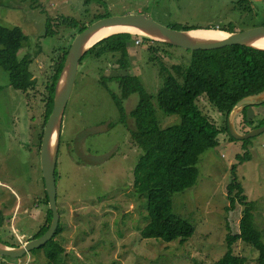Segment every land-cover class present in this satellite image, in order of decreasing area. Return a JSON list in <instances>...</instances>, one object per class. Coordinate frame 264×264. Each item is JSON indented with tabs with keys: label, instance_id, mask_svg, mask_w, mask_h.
Returning a JSON list of instances; mask_svg holds the SVG:
<instances>
[{
	"label": "rangeland",
	"instance_id": "374dc122",
	"mask_svg": "<svg viewBox=\"0 0 264 264\" xmlns=\"http://www.w3.org/2000/svg\"><path fill=\"white\" fill-rule=\"evenodd\" d=\"M238 0H0V25L19 27L29 38L22 50L33 62L30 71L36 87L24 94L8 86L7 73L0 68V181L17 197L8 228L19 232L15 243L30 241L47 218L42 167L37 137L44 130L46 85L59 56L71 44L77 29L63 24L75 20L89 24L95 16L107 18L144 15L176 29H249L264 24V1L253 4V14L236 11ZM47 18L55 36L45 37ZM129 45L130 68H111L115 59L86 57L78 66L72 94L65 110L58 158L57 203L66 255L63 264H212L226 252L225 237L239 233L244 206L229 207L226 187L237 167L239 182L249 201L255 203V221L264 239V133L244 141L218 135V147L201 157L197 185L173 195L174 214L191 222V241L166 244L148 239L141 230L147 224L145 201L134 194V169L141 151L131 140L132 119L120 122L107 88L120 96L121 83L137 92L156 95L163 85L162 67L188 64L190 50L154 44L148 49L139 39ZM163 65V66H162ZM119 77L121 83L112 78ZM104 81L106 84H103ZM107 88H106V87ZM139 93L124 101L126 113L138 105ZM204 116L217 127L231 121L245 134L264 126V105L243 101L226 119L205 96L197 100ZM247 108V109H246ZM246 111L244 112V110ZM159 124H179V115H166L157 108ZM14 134L16 142H12ZM250 153V161L238 158ZM38 156V157H37ZM24 236H22V235ZM4 238V237H3ZM237 256L252 262L258 253L250 246H234ZM47 264L44 253L19 259L0 257V264Z\"/></svg>",
	"mask_w": 264,
	"mask_h": 264
},
{
	"label": "trees",
	"instance_id": "16d2710c",
	"mask_svg": "<svg viewBox=\"0 0 264 264\" xmlns=\"http://www.w3.org/2000/svg\"><path fill=\"white\" fill-rule=\"evenodd\" d=\"M31 1L36 2V0ZM235 9L241 14H252L254 11L250 0H238ZM106 18L104 15L95 16L89 24ZM53 22L51 18H47L45 37L55 36ZM63 24L77 29L76 35L87 26L75 20H65ZM217 30L235 31L227 28ZM28 39L21 28L0 25V68L7 73L8 86L24 94L36 87V80L30 71L33 60L22 50ZM139 39L142 44L148 45L150 52L154 44H164L140 34H114L89 48L79 65L90 56L103 60L115 59L111 65L112 69L127 70L131 65L129 45L136 44ZM70 45L55 62L53 74L46 85L44 127L53 109L55 87ZM190 52L191 58L187 65L176 64L170 68L162 65L164 82L156 95L143 90L137 92L126 83H121L119 77L110 80L121 83L120 96L105 86L120 111V122L128 125L130 118L134 123V127L130 129L131 140L139 148L141 155L134 169L133 191L145 201L147 210V224L141 230L144 241L155 239L166 244L179 242L180 245L191 241L195 227L188 220L174 214L173 195L193 189L197 185L201 157L218 147L219 134L226 132L229 139L236 141L229 135L227 120L224 127H217L200 111L197 100L205 96L227 119L234 108L248 97L264 94V50L234 45L210 50H190ZM102 83L106 84L104 81ZM134 93H139L138 105L130 113H126L124 101ZM261 104L264 105V101ZM157 108L166 115H179L180 123L162 128L159 124ZM42 136L43 132L38 136L39 143L42 141ZM248 142L249 140L243 142L246 149L249 147ZM249 161V152L238 158L239 165ZM231 177V183L226 187L231 204L226 210L235 208L237 204L244 206L240 230L237 234L229 232L226 235V252L222 258L212 264H264V239L255 221V203L249 201L245 194V189L237 176L236 166L232 169ZM46 198L48 201V197ZM47 212V225L32 239L42 236L49 229L52 212L50 209ZM64 231V227L60 225L51 242L42 249L32 250L30 254L37 255L43 252L47 264H63L66 255ZM238 243L250 246L258 253V258L249 262L248 259L237 256L234 246ZM6 246L19 247L17 243Z\"/></svg>",
	"mask_w": 264,
	"mask_h": 264
},
{
	"label": "water",
	"instance_id": "95a60500",
	"mask_svg": "<svg viewBox=\"0 0 264 264\" xmlns=\"http://www.w3.org/2000/svg\"><path fill=\"white\" fill-rule=\"evenodd\" d=\"M252 1L257 2V0ZM107 27L134 28L141 32L142 35L147 36L154 41L171 46H179L187 50H210L234 45L264 50V48H258L255 46V43L264 39V26L242 32L221 31L224 33L222 38L217 40H204L193 34L199 30H176L164 26L144 15L106 18L88 24L86 28L79 32L71 41L64 66L55 87L53 109L45 124L42 141H40L39 162L40 167H42L45 192L49 200V209L52 212L51 225L42 236L32 239V241L27 242L20 247H7L0 243V257L19 259L34 249L44 248L52 241L57 233L60 221V213L57 206V162L61 143L63 117L72 94V88L79 63L83 56L88 52L89 48L97 42L114 34L129 33H113L97 40L96 42H90L100 30ZM215 31L220 30L216 29ZM245 101L259 104L264 101V94L248 97ZM236 109H238V106L234 108L233 112ZM227 125L229 135L238 141H246L264 133V126L251 130L245 134H241L237 131L231 121H228Z\"/></svg>",
	"mask_w": 264,
	"mask_h": 264
},
{
	"label": "flooded vegetation",
	"instance_id": "af4514ba",
	"mask_svg": "<svg viewBox=\"0 0 264 264\" xmlns=\"http://www.w3.org/2000/svg\"><path fill=\"white\" fill-rule=\"evenodd\" d=\"M261 26H264V24L255 25L252 28L261 27ZM252 28H249V29H252ZM249 29H245V30H249ZM233 30H235V29H233ZM245 30L237 29L233 32H242ZM11 135H12L11 136L12 142L15 143L16 142L15 136H14V134H11ZM60 148H61V143H60ZM33 150L39 156L40 143H39L38 137H37V149L35 148V144L33 143ZM59 154H60V149H59ZM58 158H59V155H58ZM57 164H58V162H57ZM57 168H58V165H57ZM56 182L58 183L57 170H56ZM44 189H45V185H44ZM45 195L47 197L46 192H45ZM57 199H58V196H57ZM46 201H47V198H46ZM17 202H19V201H18L17 197L15 196V194L9 190L7 185H5L3 182L0 181V243H2L3 245H6V244L15 245L14 238L17 237V235L19 234V232L17 230L7 227V225L9 224V221H10L9 214L14 212V208L16 207ZM47 202H48V206H49V200ZM57 206H58V203H57ZM59 213H60V210H59ZM60 218H61V214H60ZM47 220L48 219L46 218L45 223L43 225H40L36 229V232H34V234L31 236L30 241H32V238L35 234H37L40 230H42V228L44 226L47 225ZM50 225H51V223H50ZM50 225H49V227H50ZM60 225H61V223L59 221V226ZM22 236H24V235H22ZM6 264H8V263H6Z\"/></svg>",
	"mask_w": 264,
	"mask_h": 264
},
{
	"label": "bare ground",
	"instance_id": "6f19581e",
	"mask_svg": "<svg viewBox=\"0 0 264 264\" xmlns=\"http://www.w3.org/2000/svg\"><path fill=\"white\" fill-rule=\"evenodd\" d=\"M119 32H129L132 34L142 35L141 32H139L137 29H134V28L107 27V28H103L102 30H100L90 42L91 43L96 42L97 40H99L103 37H106V36L113 34V33H119ZM193 34L200 37L201 39H204V40H217V39H220L224 36L223 32L215 31V30H209V31L201 30V31H196ZM255 46L258 48H264V39L255 43Z\"/></svg>",
	"mask_w": 264,
	"mask_h": 264
},
{
	"label": "built area",
	"instance_id": "2783aa9c",
	"mask_svg": "<svg viewBox=\"0 0 264 264\" xmlns=\"http://www.w3.org/2000/svg\"><path fill=\"white\" fill-rule=\"evenodd\" d=\"M137 43H139V41Z\"/></svg>",
	"mask_w": 264,
	"mask_h": 264
},
{
	"label": "crops",
	"instance_id": "0c3cea01",
	"mask_svg": "<svg viewBox=\"0 0 264 264\" xmlns=\"http://www.w3.org/2000/svg\"><path fill=\"white\" fill-rule=\"evenodd\" d=\"M199 31H201V30H199Z\"/></svg>",
	"mask_w": 264,
	"mask_h": 264
}]
</instances>
